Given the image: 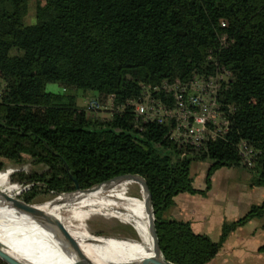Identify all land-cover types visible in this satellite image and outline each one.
Segmentation results:
<instances>
[{
	"label": "trees",
	"instance_id": "16d2710c",
	"mask_svg": "<svg viewBox=\"0 0 264 264\" xmlns=\"http://www.w3.org/2000/svg\"><path fill=\"white\" fill-rule=\"evenodd\" d=\"M221 68L230 72L218 93L227 130L199 150L178 147L169 126L137 118L130 101L143 86L166 100L154 87ZM0 81V170L12 165L6 184L16 186L9 194L0 190V211L138 175L150 191L158 244L169 264H206L230 231L264 215V202L253 205L222 226L218 242L166 217L176 195L198 192L194 161L210 163L207 188L221 167L244 168L250 185L264 187V0H0ZM48 84L67 91H48ZM81 93L104 107L114 96L118 108L91 117L78 102ZM241 143L253 149L249 162ZM103 211L130 223L147 219L125 207ZM0 242L25 259L26 244Z\"/></svg>",
	"mask_w": 264,
	"mask_h": 264
},
{
	"label": "rangeland",
	"instance_id": "374dc122",
	"mask_svg": "<svg viewBox=\"0 0 264 264\" xmlns=\"http://www.w3.org/2000/svg\"><path fill=\"white\" fill-rule=\"evenodd\" d=\"M34 22L35 18L32 17L29 23ZM224 77L227 78L228 76L224 75ZM46 89L55 93H65L67 91L66 88L57 84H48ZM91 97L92 96L90 93H81L78 97L79 104L86 108L87 114L91 117H107L111 114V112H114L115 109L118 108L116 106H109L99 109H89L88 105L90 103ZM199 164L206 165L210 163L207 161L192 162L191 175L194 177L196 184H198L200 181L199 173H197V167ZM11 169H13V166L8 164L6 167L0 170V190L5 194H9L10 191L16 188L14 185L6 184L8 172ZM242 196L245 197V195ZM54 198L55 197L47 195H40L31 203V207L27 210H16L18 211V221L38 230L49 231L58 234L66 233L72 237L86 240H97L106 243H131L146 249H150L148 218L141 225L138 223V221L130 223L119 215L103 211V209L106 210L107 206L109 207L114 205L116 207H125L126 209H131L138 216L147 217L145 212V196L140 185L134 183L124 186L119 182L113 183L102 187L89 195L78 194L76 195V200L74 202L67 204L56 203L45 208L41 207L42 204ZM92 200H95L96 202V204H94L95 208L93 209L89 208L91 206L90 204ZM249 210L250 208L248 211ZM248 211L243 216H241V218H243L248 213ZM239 219L226 220L222 226L225 223L231 224ZM262 221L264 222V219ZM247 223L248 221L245 223V225ZM239 227L228 233L222 245L228 241L229 237ZM263 229L264 224L260 230ZM221 236L222 227L218 241H220ZM14 241L26 244L28 246L24 252L25 259L11 252L2 242L0 248H3L9 255L24 260L25 264H140L139 261L131 258L104 255L99 256L90 253H83L84 256H80L75 251L51 247L45 244H36L33 242L19 240ZM261 250L264 251V245L262 246ZM0 260L5 264H10L2 258H0Z\"/></svg>",
	"mask_w": 264,
	"mask_h": 264
},
{
	"label": "crops",
	"instance_id": "0c3cea01",
	"mask_svg": "<svg viewBox=\"0 0 264 264\" xmlns=\"http://www.w3.org/2000/svg\"><path fill=\"white\" fill-rule=\"evenodd\" d=\"M209 167L210 164L198 165V184L192 176L198 192L176 195L166 217L189 222L195 233L218 241L226 220L239 219L251 206L264 202V187L249 185L251 174L244 168L221 167L213 172L207 188ZM263 219L264 215L240 226L207 264H264V229L260 230Z\"/></svg>",
	"mask_w": 264,
	"mask_h": 264
},
{
	"label": "built area",
	"instance_id": "2783aa9c",
	"mask_svg": "<svg viewBox=\"0 0 264 264\" xmlns=\"http://www.w3.org/2000/svg\"><path fill=\"white\" fill-rule=\"evenodd\" d=\"M226 41V36H223ZM230 72L219 69L208 77L194 75L185 83L164 81L154 91L162 90L168 98L153 94L150 88L143 86L142 95L130 101L138 119L143 122L153 121L170 128V138L178 147L191 146L199 150L207 139H215L227 130V120L221 111L219 89L228 79ZM5 84L0 81V98ZM171 96L172 103L169 102ZM169 99V100H168ZM114 107V96H110L106 107ZM89 109L104 107L97 98H91ZM240 154L249 162L253 149L246 143L239 145Z\"/></svg>",
	"mask_w": 264,
	"mask_h": 264
},
{
	"label": "bare ground",
	"instance_id": "6f19581e",
	"mask_svg": "<svg viewBox=\"0 0 264 264\" xmlns=\"http://www.w3.org/2000/svg\"><path fill=\"white\" fill-rule=\"evenodd\" d=\"M113 184V183H111ZM110 184L103 185L98 189L108 186ZM142 191L145 194V212L149 222V237H150V249L143 248L141 246L131 244V243H104V246H98L91 242V240L81 239L73 237L80 244L83 253H90L95 255H104V256H112V257H125L135 259L140 261L143 258H147L153 255L154 253V240L150 231V225L153 217L148 212L146 206V193L141 184H139ZM96 189V190H98ZM94 190V191H96ZM94 191L79 193L83 195H89ZM76 200L75 197H61L57 198L53 202H46L41 205L42 208L48 207L49 205L56 203H70ZM18 211H0V241H26L33 242L36 244H45L51 247H58L61 249L71 250L67 248L63 241L60 239L58 233L38 230L35 228H31L28 225L22 224L18 221ZM124 249H128L127 252H124ZM73 251V250H71Z\"/></svg>",
	"mask_w": 264,
	"mask_h": 264
},
{
	"label": "water",
	"instance_id": "95a60500",
	"mask_svg": "<svg viewBox=\"0 0 264 264\" xmlns=\"http://www.w3.org/2000/svg\"><path fill=\"white\" fill-rule=\"evenodd\" d=\"M124 181H135V182L142 185V187L146 193V206H147L148 212L153 217V214L151 211V206H150V201H151L150 191H149L148 187L146 186V183L143 180V178L138 176V175H122V176L114 177V178H112L106 182H102V183L96 184V185H94L88 189H85V190L81 191L80 193L94 191V190L98 189L99 187L106 185V184L118 183V182H124ZM5 198L8 200L10 199L6 195H5ZM56 199H57V197L50 200V202H53ZM14 204H16V207L14 206V208H16L18 210H27L28 208L31 207V204L25 205V204H19L16 202H14ZM154 221L155 220L153 217L151 225H150V231H151V234H152V237L154 240V253L150 257L141 259L139 261V263L140 264H169L161 253V250H160V247L158 244V240H157V236H156V228H155V222ZM59 237L63 241L64 245L67 248L75 251L80 256H84L82 249L80 247V244L72 236H70L66 233H59ZM91 242L98 245V246H104V243L101 241L91 240ZM0 245H2L1 242H0ZM127 251H128V249H126V250L124 249V252H127ZM0 258L4 259L5 261H7L10 264L11 263L12 264H25L24 260H21V259L16 258L15 256L9 255L3 248H0Z\"/></svg>",
	"mask_w": 264,
	"mask_h": 264
}]
</instances>
